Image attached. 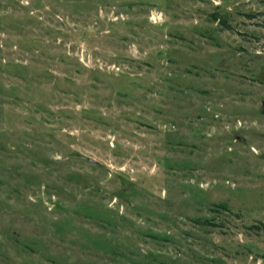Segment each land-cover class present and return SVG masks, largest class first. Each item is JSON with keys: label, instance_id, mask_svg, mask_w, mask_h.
<instances>
[{"label": "rangeland", "instance_id": "374dc122", "mask_svg": "<svg viewBox=\"0 0 264 264\" xmlns=\"http://www.w3.org/2000/svg\"><path fill=\"white\" fill-rule=\"evenodd\" d=\"M0 264H264V0H0Z\"/></svg>", "mask_w": 264, "mask_h": 264}, {"label": "trees", "instance_id": "16d2710c", "mask_svg": "<svg viewBox=\"0 0 264 264\" xmlns=\"http://www.w3.org/2000/svg\"><path fill=\"white\" fill-rule=\"evenodd\" d=\"M213 17H214V19H215L216 21H218V22H222L224 25L228 26V25H227L228 23H227L226 18H223V19H222V17H220L218 14H214Z\"/></svg>", "mask_w": 264, "mask_h": 264}]
</instances>
